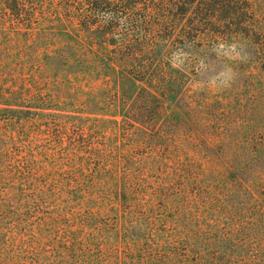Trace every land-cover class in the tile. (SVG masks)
Returning a JSON list of instances; mask_svg holds the SVG:
<instances>
[{
	"label": "rangeland",
	"instance_id": "rangeland-1",
	"mask_svg": "<svg viewBox=\"0 0 264 264\" xmlns=\"http://www.w3.org/2000/svg\"><path fill=\"white\" fill-rule=\"evenodd\" d=\"M21 1L20 19L0 1V264H124L139 255L134 236L141 253L154 243L134 229L142 212L169 229L186 224L185 203L204 205L200 189L242 200L240 182L262 197L264 65L252 45L208 44L177 95L136 83L148 103L122 52L71 25L74 2Z\"/></svg>",
	"mask_w": 264,
	"mask_h": 264
},
{
	"label": "trees",
	"instance_id": "trees-1",
	"mask_svg": "<svg viewBox=\"0 0 264 264\" xmlns=\"http://www.w3.org/2000/svg\"><path fill=\"white\" fill-rule=\"evenodd\" d=\"M0 1L5 12L9 10L18 19L25 15L21 0ZM67 1L69 6L74 2L78 7H71L75 11L67 10L71 25L78 26L79 31L97 33L122 52L118 59L121 73L134 81L138 93L149 97L148 103L153 100L148 88L176 95L182 92L185 80L205 65L211 52L208 44L213 48L214 42L252 45L264 65V0ZM109 14L112 17L107 18ZM175 57L183 62L181 66H172ZM106 69L114 68L109 65ZM130 114L134 123V113ZM147 130L138 128L143 134ZM188 181L195 184L196 179L190 176ZM256 190L239 182L242 200L235 195L217 200L210 192L202 197L200 189L193 197L204 205L185 203L186 224L175 222L169 229L163 227L170 223L168 219L155 217L146 221L142 212L140 218L134 217V229L150 233L154 243L141 253L137 243L140 235L134 236V252L139 255L124 264H264V193L257 196ZM98 191L96 195H100ZM112 193L120 202V193ZM122 193L127 195L126 191ZM134 194V203H139L140 193ZM123 200L127 202L128 198L125 196ZM90 258H76L72 264H85Z\"/></svg>",
	"mask_w": 264,
	"mask_h": 264
}]
</instances>
